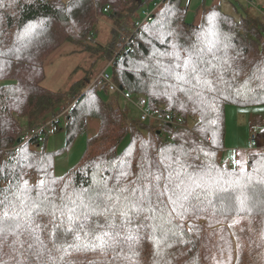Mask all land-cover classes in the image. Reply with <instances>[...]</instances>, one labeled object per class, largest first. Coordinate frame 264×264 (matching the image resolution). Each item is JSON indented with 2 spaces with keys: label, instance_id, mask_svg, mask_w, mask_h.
Segmentation results:
<instances>
[{
  "label": "trees",
  "instance_id": "1",
  "mask_svg": "<svg viewBox=\"0 0 264 264\" xmlns=\"http://www.w3.org/2000/svg\"><path fill=\"white\" fill-rule=\"evenodd\" d=\"M190 2L4 0L0 7V176L13 183L27 180L33 189L41 181L49 186L55 179L50 185L55 197L77 199L74 193L83 192V202L90 207H79L77 212H87L85 231L95 233L106 230L109 220L119 226L127 203L123 196L136 200L145 186L159 183L164 203L153 196L152 205L145 203L138 220L129 213L131 225L114 230L120 232L121 241L114 248L69 249L71 255L63 261L53 250L51 257L45 253L36 259L35 248L28 250L27 242L19 247L28 237L18 234L9 236L0 250V264H264V149L250 151L242 166L237 158L233 163L224 159L215 147L216 143L225 147L228 106L264 105V21L247 9L234 15L213 5L189 22ZM97 9L119 24L125 21L121 31L131 23L124 38L115 35L123 42L120 51L115 42L95 43ZM151 11L152 20L135 31L137 22ZM127 37L131 38L125 45ZM66 43L90 56V66L79 64L75 69L85 76L77 77L70 94L43 85L49 57ZM189 54L192 62L185 68ZM110 62L114 80L124 92L147 97L152 109L167 105V111L161 109L162 119L141 122L129 116V107L115 105L100 81L92 84L104 69H99L100 64ZM192 63L204 71L193 73ZM178 75L185 79H177ZM205 80L212 81L211 89ZM65 111L64 121L55 119ZM49 116L55 119L49 128L25 142L20 119L27 118L32 129ZM93 118L100 123L98 133L88 138L81 160L58 175L59 152L45 147L49 132L64 130L70 147L87 132ZM169 119L179 124L167 123ZM189 121L195 122L194 131L181 128ZM198 135H213L214 145L200 141ZM155 176L161 177L159 182ZM114 187L128 188L119 203L108 199V190ZM0 189L10 201L6 209L0 207V217L7 211L23 221L31 201L23 204V196L17 200L7 182L0 181ZM37 195L31 192L32 197ZM46 195L53 198L51 192ZM240 196L247 200L246 211H239L234 199ZM92 208L103 214L94 215ZM255 223L258 230L253 228ZM138 225H143L139 232ZM74 230H79V224ZM85 231L80 232L82 240L91 241ZM128 235L138 238L122 243ZM40 236L53 248L48 232ZM67 242L79 243L73 233H68Z\"/></svg>",
  "mask_w": 264,
  "mask_h": 264
},
{
  "label": "rangeland",
  "instance_id": "2",
  "mask_svg": "<svg viewBox=\"0 0 264 264\" xmlns=\"http://www.w3.org/2000/svg\"><path fill=\"white\" fill-rule=\"evenodd\" d=\"M213 5H220L225 12L234 15L244 13V11L247 9L248 13L252 15H256L259 18H261L262 21H264V0H191L187 20L189 22L196 21L199 17V14L202 15V13L200 12L204 7L209 8ZM159 6L160 5L156 7ZM144 19L145 16L141 20H139L138 23L144 21ZM94 20H93L95 23L94 25L96 27L95 43H100L104 46H110L111 43L115 42L116 48L120 51L123 48L122 46L123 42L120 41L121 39L118 38L117 36L121 34V37L124 38L125 34L127 33V30L131 29V23H129L130 25L128 24V28H125V30L121 31L120 29L121 27H124L125 21L119 24L117 20L110 19L108 16H105V13H102V11H100L99 9L94 11ZM116 37L118 38V41H115ZM130 38L131 37H127L125 39L124 42L125 45L129 42ZM89 57H90L89 54L81 53V49L79 46H75L74 44H69V43L63 44L48 59L49 60L48 65L50 63V66H47L48 70L47 73H45L44 75L43 85L49 88V90L53 92L70 94V90L73 87L72 85H74V83L76 82L77 77L81 78L85 76L83 72L79 71V69H78V73L76 72L75 69H77L79 64L81 66L85 64L86 67L90 66L88 65L90 63V61H88ZM94 59L96 58L92 57V59L90 60H94ZM112 64L113 63L110 62L106 66L103 63L100 64L99 66V69L101 67H104L101 73H104V71L107 70L109 79L112 81V84L118 88L116 90L117 94L112 92L109 93L111 100L114 101L113 103L115 105L119 104L122 107H129L128 109V111L130 110L129 116L134 118L138 117V120L142 122L143 120L142 116L144 115V113L142 109L139 107L138 102L145 99L149 103L147 97L140 95L136 96L131 94V99L126 98L125 94H122L124 92L123 88L119 87L114 80L112 73L113 72ZM101 73L97 77H95L96 79L94 78L92 84L97 82V79L100 77ZM161 109H165V111H167V105L165 106V104H160L156 108H153V110H157L160 115H163L161 114L162 111ZM240 109L243 111H241ZM251 110L257 112L264 111V105H257L251 107H237L234 105H230L227 107L225 147H222V144H219V146H217V143L215 147L217 148L216 150L219 152V155L222 156L224 159H227L230 163H233L235 161L236 150L238 151L245 150V149H239L241 147L246 146L251 152L254 150L258 151L264 149V127H263L264 116L256 117L254 114H252L248 118V120H251L249 122L250 123L249 130H247V124L245 127L243 125L244 121L246 122L244 118V114L246 116V113ZM65 115H66V111L55 119L57 120L62 118V121H64ZM160 115H158V117ZM51 118L52 117L49 116L46 122L38 123V125H36V127L32 129H30V127L28 126L27 118H21L19 123L21 125V132L24 134V138L28 139L29 135L33 134V132H37L39 129L40 131L46 127H47L46 129H48L50 124H52L55 120L54 118L53 119ZM149 121H157V120L156 118L152 117V119ZM168 122H171L174 126H177L179 124V122H175L170 119L167 121V123ZM127 123L129 126H131L132 120L131 119L127 120ZM99 125L100 123L97 119L94 118L91 119L89 121V127L87 132L79 135L70 147H67V134L64 130L56 133H52V131L49 132V135L46 137L45 140L46 141L45 147L49 152H54V151L59 152L56 155V162H55V170L58 175H62L66 173L76 163H78L81 160L83 154L86 151L88 138L98 133ZM195 126L196 125L194 121H189V123H185L184 125L181 124V128H185L189 131H194ZM197 137L202 142L206 141L205 143H207L208 145L210 144L214 145L213 135H209L208 138H204L201 135H198ZM246 156L247 153L238 152V162L241 165L246 162ZM250 222L251 221H247V224L251 226L254 225V223H250ZM253 228H255V230H258V226L256 223H255V227Z\"/></svg>",
  "mask_w": 264,
  "mask_h": 264
},
{
  "label": "snow or ice",
  "instance_id": "3",
  "mask_svg": "<svg viewBox=\"0 0 264 264\" xmlns=\"http://www.w3.org/2000/svg\"><path fill=\"white\" fill-rule=\"evenodd\" d=\"M14 2V0H13ZM0 7H4V0H0ZM192 62V54H189L188 60L185 62L184 67L187 68L188 64ZM177 68L180 65H176ZM199 71H204L203 69H198V66L195 63H192V72L197 73ZM177 79L184 80L185 77L177 76ZM194 79L200 80L199 75H195ZM205 84L208 85L209 89H211L212 81L205 80ZM126 175V173H121V176ZM161 179L160 176H155V180L159 182ZM119 180V177H117ZM0 181L9 183L8 191L12 192V195L16 197L17 200H21V196H23L22 203L27 204L28 201H31V206L29 212L25 213V219L21 221L19 216L8 215L7 211L3 212V216L0 217V250H2L3 246L8 243V237H16L18 234L21 236L26 235L28 240H22L20 242L19 247L23 248L24 244L28 243V250H32L35 248V257L36 259H41L45 253H47L50 257L52 255L53 250L58 254V258L63 261L65 255H71L69 249H74L79 252L81 249L93 250L100 249L101 251L107 248H114L121 241L119 240L120 232L114 231L117 227L126 228L132 223V216L129 213H135V218L138 220L140 218L141 213L145 210L144 205L147 203L148 205H152V197L155 196L156 200L160 203H164L161 197L164 196V192L160 189L159 183L145 186L144 189L140 193V197L136 200L129 201L127 196H123V199L127 201L124 205V210L121 211V215L124 217L122 223L118 226L111 220L107 222V229L102 233H95L94 231H85L88 229V214L87 212L78 213L77 208L83 207L85 209L90 207V204H84L83 195L81 192L79 194L74 193L77 196V199L80 200V203L77 204V199H73L71 196H62L55 197L56 190L50 185H54L56 183L55 179H51L49 181V186H46L43 181L40 182L38 188L33 189L28 187L27 180H17L16 182H11L10 178L7 176H0ZM106 187V185H105ZM35 190L38 192L36 197L31 196V192ZM108 199H115L117 203L120 202L121 196L123 193L128 191L127 187H119L114 189H109ZM113 191L117 192L118 195L115 197L111 194ZM137 190H133L132 195L135 196ZM46 192L53 193V198H49L46 195ZM20 193V195H17ZM0 196L3 198L0 199V207L6 209L8 204L10 203L8 198V193L3 189H0ZM43 197V199H41ZM91 200L92 198L89 197ZM171 199V197H168ZM187 199V196L184 197ZM224 199V197H221ZM234 199L239 204V211H246L247 208V200L244 196L234 197ZM175 203V201H173ZM183 207V204L180 205ZM99 207V205H96ZM107 209L105 208L104 211ZM92 212L94 215H102L103 212H97L95 208H92ZM81 216L83 219L81 220ZM41 219H37V218ZM43 218H47L43 220ZM79 224V230H74L75 225ZM66 225V226H65ZM97 227H100L97 224ZM143 227V225H138L137 232H139V228ZM23 229V231H21ZM85 231V236L91 235L93 239L91 241L82 240L80 236V232ZM48 232L49 238L52 242L53 248H48L44 241L41 239L40 233ZM68 233H73L75 236V241L79 243H68L67 235ZM137 237H133L131 235L125 236L122 243L127 244L129 240L137 239ZM32 241V242H28ZM10 247L15 250V245H10ZM157 247H159V243H157ZM135 254V253H134Z\"/></svg>",
  "mask_w": 264,
  "mask_h": 264
},
{
  "label": "built area",
  "instance_id": "4",
  "mask_svg": "<svg viewBox=\"0 0 264 264\" xmlns=\"http://www.w3.org/2000/svg\"><path fill=\"white\" fill-rule=\"evenodd\" d=\"M152 18H153V11H151V12H147L146 15H145V19H144V21L139 22V23L137 22L136 30H138L141 26H143L144 23H146L147 21H151ZM137 28H138V29H137ZM97 81H100L101 84H102L103 86H106L107 89H108V91H109V93L112 92V93L117 94V91H116V90H117L118 88H117L115 85L112 84V81L109 79V75H108V73H107V70H105L104 73H101V75H100V77L97 79ZM120 93H122V92H120ZM122 94H125V97H126V98L131 99V94H130V93H128V92H123ZM138 101H139V100H138ZM138 104H139V107L142 109V111H143V113H144V115L142 116V119H143L142 122H147V121L151 120L152 117H153V118H156V120H158V119H162V117H161V115L159 114V112H158L157 110H153V109L149 106V103H148L145 99L139 101ZM130 106H131V105H130ZM158 115H160V116L158 117ZM39 131H40V129H39L37 132H39ZM37 132H33V134L29 135V136H28V139L25 138L24 141H25V142L28 141V140H29V137H30V136L33 137V135H34V134H37ZM31 137H30V138H31ZM250 146H251V144H250Z\"/></svg>",
  "mask_w": 264,
  "mask_h": 264
},
{
  "label": "crops",
  "instance_id": "5",
  "mask_svg": "<svg viewBox=\"0 0 264 264\" xmlns=\"http://www.w3.org/2000/svg\"><path fill=\"white\" fill-rule=\"evenodd\" d=\"M242 109H244V108H242ZM241 110V109H240ZM241 111H243V110H241ZM252 114H254L256 117L257 116H264V111H259V112H257V111H254V110H251V111H248L247 113H246V116H245V114H244V118H245V120H246V122L244 121V127L246 126V124H247V130H249V128H250V121L251 120H248V118L252 115ZM264 120V119H263ZM264 127V126H263ZM250 132V131H249ZM248 145H249V143H248ZM239 149H245V150H243V151H238V150H236V153H235V158H237V160H238V152H245V153H247V156H246V162H247V157H248V153L250 152V150L248 149V147H241V148H239ZM246 162L244 163V164H242V165H245L246 164Z\"/></svg>",
  "mask_w": 264,
  "mask_h": 264
},
{
  "label": "water",
  "instance_id": "6",
  "mask_svg": "<svg viewBox=\"0 0 264 264\" xmlns=\"http://www.w3.org/2000/svg\"><path fill=\"white\" fill-rule=\"evenodd\" d=\"M18 142H20V139L18 140Z\"/></svg>",
  "mask_w": 264,
  "mask_h": 264
}]
</instances>
